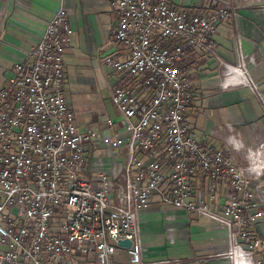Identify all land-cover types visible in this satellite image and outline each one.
Returning a JSON list of instances; mask_svg holds the SVG:
<instances>
[{"label": "built area", "instance_id": "2783aa9c", "mask_svg": "<svg viewBox=\"0 0 264 264\" xmlns=\"http://www.w3.org/2000/svg\"><path fill=\"white\" fill-rule=\"evenodd\" d=\"M205 1L210 9L108 0L117 18L112 35L128 50L123 60L102 59L120 75L111 88L120 120L104 121L115 127L113 136L100 128L81 132L67 104L63 57L73 28L59 7L32 61L17 63L0 89V264H112L119 249L130 264H144L139 216L157 196L227 228L234 264H261L254 256L262 242L252 229L264 223L261 191L223 149L199 143L186 126L193 98L181 69L186 53L216 57L218 26L236 14L235 7ZM240 56L239 67H228V82L258 92ZM91 150L104 154L90 159ZM199 173L209 178L205 195L192 189ZM222 182L229 192L219 213Z\"/></svg>", "mask_w": 264, "mask_h": 264}, {"label": "crops", "instance_id": "0c3cea01", "mask_svg": "<svg viewBox=\"0 0 264 264\" xmlns=\"http://www.w3.org/2000/svg\"><path fill=\"white\" fill-rule=\"evenodd\" d=\"M169 2L179 8L210 9L205 0ZM216 3L235 7L236 14L218 26L216 57L191 50L186 53L181 69L189 76L193 94L186 126L199 143L223 149L244 169L251 187L261 191L258 201L264 214V0ZM62 4L73 28L63 57L67 104L81 132L100 128L103 135L113 136L115 127L106 128L104 121L120 120L111 102V88L120 75L106 68L102 59L112 55L123 60L128 50L112 35L117 18L108 0H0V89L17 63L32 61L30 52ZM240 52L258 92L228 82V67L241 65ZM103 154L91 150L88 158ZM93 175L87 171L88 177ZM208 182L207 175L199 173L192 179V189L205 195ZM217 189L214 210L219 212L229 189L223 182ZM139 222L144 264H230L221 258L230 233L212 219L163 205L157 196L140 214ZM252 229L262 242L254 258L264 264V223L257 222ZM112 264H130L127 252L119 249Z\"/></svg>", "mask_w": 264, "mask_h": 264}, {"label": "rangeland", "instance_id": "374dc122", "mask_svg": "<svg viewBox=\"0 0 264 264\" xmlns=\"http://www.w3.org/2000/svg\"><path fill=\"white\" fill-rule=\"evenodd\" d=\"M115 110H116L115 115L120 117L118 110L117 109H115ZM228 241H229L228 245H227L228 249L222 253L221 258L228 261V262L230 261L231 264H234V262H233V251L234 250H233V247L230 246V238Z\"/></svg>", "mask_w": 264, "mask_h": 264}, {"label": "water", "instance_id": "95a60500", "mask_svg": "<svg viewBox=\"0 0 264 264\" xmlns=\"http://www.w3.org/2000/svg\"><path fill=\"white\" fill-rule=\"evenodd\" d=\"M120 245L123 247L129 248L131 243L129 241H124V242H121Z\"/></svg>", "mask_w": 264, "mask_h": 264}, {"label": "bare ground", "instance_id": "6f19581e", "mask_svg": "<svg viewBox=\"0 0 264 264\" xmlns=\"http://www.w3.org/2000/svg\"><path fill=\"white\" fill-rule=\"evenodd\" d=\"M238 264H245L244 262H242V261H239V263ZM247 264V263H246Z\"/></svg>", "mask_w": 264, "mask_h": 264}]
</instances>
